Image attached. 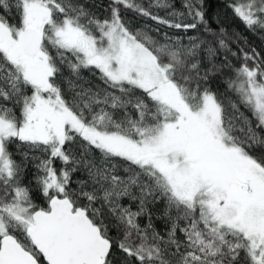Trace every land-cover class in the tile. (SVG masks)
I'll return each mask as SVG.
<instances>
[{
    "label": "snow or ice",
    "instance_id": "6c2138e0",
    "mask_svg": "<svg viewBox=\"0 0 264 264\" xmlns=\"http://www.w3.org/2000/svg\"><path fill=\"white\" fill-rule=\"evenodd\" d=\"M228 6L264 32V0ZM183 8L0 0V264H264V55Z\"/></svg>",
    "mask_w": 264,
    "mask_h": 264
},
{
    "label": "trees",
    "instance_id": "16d2710c",
    "mask_svg": "<svg viewBox=\"0 0 264 264\" xmlns=\"http://www.w3.org/2000/svg\"><path fill=\"white\" fill-rule=\"evenodd\" d=\"M81 2L84 3L87 7L91 8L92 11H94L101 19L105 17L106 13L104 11V8L107 6L108 0H81ZM137 2H142L145 5L147 4V0H137ZM231 2L232 0H204V6H205L207 18H209L214 28H217L218 26H223L224 28L227 29V31L230 34H238L241 37L239 44H237L236 42H230V47L232 48L233 51H237L239 47H245L246 50L250 47H254L258 52L261 53V55H264V32H261L259 30L257 32H252L248 30L246 26L242 23V21H240L237 17L234 16L232 9L228 6ZM172 3L177 11H185V9L183 8V0H172ZM96 5H100V6L96 7ZM153 11L157 12L161 16H166L167 11L170 10L154 8ZM123 15L127 20H129L132 23L134 27H142L145 22L155 27L154 22L150 20L144 21L143 18L138 17L135 13H133L130 10L123 13ZM217 21L219 22V24L217 23ZM12 22L15 23V20H13ZM170 31L175 32V30H170ZM177 34L183 35L182 32ZM193 34H195L194 30L188 33V35H193ZM230 59L232 60V63L234 65L239 66L240 60H238L236 57H230ZM229 74H230L229 69L225 68V76ZM83 76L86 79L91 80L93 84H97V85L100 84V81L95 77H92L91 74L88 73L86 70L83 72ZM223 79H224L223 77H218L213 82L212 85L213 90L216 91L218 89L219 93L230 96L233 99H237L234 93L227 91V86L226 84L223 83ZM240 110L244 112L246 115L250 116V113L243 107V105H240ZM10 151L14 153V159H16L19 162L22 157L16 154L18 152L16 145H11ZM256 151L258 153L260 149H257ZM37 155H41V154L37 153ZM55 167L57 169L61 167L59 161L55 162ZM35 171L36 169L32 167L30 164L26 171L25 180H24L25 184H29V181L32 180V176ZM74 178L76 179L83 178V174L78 172L74 175ZM73 187H75V185H73ZM33 198L37 204L43 206L44 201L39 193L34 191ZM122 203L127 205L129 201L125 199L122 201ZM132 207L133 210L135 211L136 206L133 205ZM162 210H163L162 202L152 207V211L154 213L153 216L154 222L156 224L157 229L160 230L161 232H163L164 229V222L160 219H157L156 217L162 214ZM145 222L146 221L144 218H140L141 224ZM112 235L113 236L116 235L115 229L112 230Z\"/></svg>",
    "mask_w": 264,
    "mask_h": 264
}]
</instances>
